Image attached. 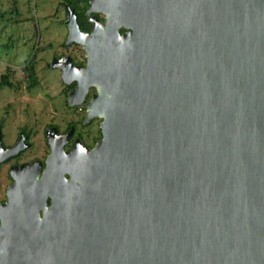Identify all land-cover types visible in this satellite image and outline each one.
<instances>
[{
    "label": "water",
    "instance_id": "water-1",
    "mask_svg": "<svg viewBox=\"0 0 264 264\" xmlns=\"http://www.w3.org/2000/svg\"><path fill=\"white\" fill-rule=\"evenodd\" d=\"M89 5L103 136L11 169L0 264H264V0Z\"/></svg>",
    "mask_w": 264,
    "mask_h": 264
},
{
    "label": "flooded vegetation",
    "instance_id": "flooded-vegetation-1",
    "mask_svg": "<svg viewBox=\"0 0 264 264\" xmlns=\"http://www.w3.org/2000/svg\"><path fill=\"white\" fill-rule=\"evenodd\" d=\"M89 1L64 0V25L67 6L83 31L91 30L90 16L103 20L101 13L87 14ZM66 38L56 46L36 40L13 43L12 49L0 45V204L7 200L14 166L34 164L40 179L51 155L61 160L70 150L84 153L103 136L102 119L88 116L96 88L84 86L78 71L88 66L85 48ZM43 190L49 206L57 190Z\"/></svg>",
    "mask_w": 264,
    "mask_h": 264
},
{
    "label": "rangeland",
    "instance_id": "rangeland-1",
    "mask_svg": "<svg viewBox=\"0 0 264 264\" xmlns=\"http://www.w3.org/2000/svg\"><path fill=\"white\" fill-rule=\"evenodd\" d=\"M63 1L0 0V12L4 13L0 17V45H9L8 48L12 49V46L22 45L29 40L50 41L53 46L59 45L68 32L63 22ZM13 7L17 9L16 12H10ZM20 55L24 56L22 53ZM50 72L48 70L47 73Z\"/></svg>",
    "mask_w": 264,
    "mask_h": 264
},
{
    "label": "trees",
    "instance_id": "trees-1",
    "mask_svg": "<svg viewBox=\"0 0 264 264\" xmlns=\"http://www.w3.org/2000/svg\"><path fill=\"white\" fill-rule=\"evenodd\" d=\"M72 4H70V6H71ZM73 7V6H72ZM14 8V7H13ZM71 8V7H70ZM16 8H14L13 10H11L10 12H16ZM12 14H14V13H12ZM4 16V13L3 12H0V17H3Z\"/></svg>",
    "mask_w": 264,
    "mask_h": 264
}]
</instances>
